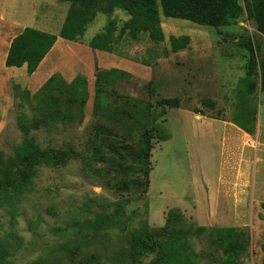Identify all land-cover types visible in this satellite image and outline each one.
Returning a JSON list of instances; mask_svg holds the SVG:
<instances>
[{
	"label": "rangeland",
	"instance_id": "rangeland-1",
	"mask_svg": "<svg viewBox=\"0 0 264 264\" xmlns=\"http://www.w3.org/2000/svg\"><path fill=\"white\" fill-rule=\"evenodd\" d=\"M69 9L70 2L62 0H0L6 17L55 31ZM92 13L75 41L86 52H73L75 62L69 63L61 52L71 51L63 47L71 41L60 39L58 52L50 54L52 64L67 60L76 71L117 68L132 77L115 78L106 88L110 110L97 106L95 77L88 84L82 123L42 122L31 131L35 144L66 158L29 171L18 193L11 189V197L0 188V236L7 238L10 263L149 264L157 246L143 256L134 251L131 259V238L148 225L165 228L157 245L173 229L181 231L178 264H264V90L259 74L248 69L249 44L264 59V35L255 17L246 11L231 26L206 27L162 16L165 39L155 44L147 34L135 39L128 34L125 24L131 17L123 10L107 13L106 4H100ZM1 25L2 31L11 26L7 21ZM105 30L111 31L112 52L92 50L90 41ZM181 36H188V44L174 52L171 38ZM7 45L0 36V50ZM2 68L13 73L0 82V152L10 157L26 139L20 116H33L15 103L13 86L34 94L41 85L26 69L14 71L5 63ZM128 99L146 111L141 124L158 116L147 167L138 157L142 127L124 115ZM166 99H178L179 106H165L167 113L159 116V102ZM234 122L260 129L258 148L238 136L231 128ZM200 226L206 231L198 233ZM218 227L243 229L246 251L222 246Z\"/></svg>",
	"mask_w": 264,
	"mask_h": 264
},
{
	"label": "trees",
	"instance_id": "trees-1",
	"mask_svg": "<svg viewBox=\"0 0 264 264\" xmlns=\"http://www.w3.org/2000/svg\"><path fill=\"white\" fill-rule=\"evenodd\" d=\"M70 2L65 23L60 31V37L69 41H76L85 32V26L94 17L92 10L100 4H106V12H113L115 9L123 10L131 18L125 24V30L132 38L140 34H147L155 44L164 42L165 35L161 26L162 16L168 19H180L206 27H225L235 24L245 12L255 17L259 31L264 35V0H62ZM57 36L34 29L26 28L12 42L6 60L7 67H22L27 64L29 74L35 72L42 60L48 55L55 45ZM188 36L172 37L171 46L174 52L185 48L188 44ZM92 49L112 52L113 43L111 31L95 36L89 43ZM250 59L248 69L250 72H257L261 78V85L264 90V59L255 55L254 47L248 45ZM132 77L131 74L113 68L101 70L96 67L95 98L97 106L111 109L107 87L113 83V79L122 76ZM18 95L15 96V103L24 109H30L33 116L24 114L20 116L19 122L26 133L23 146L18 148L14 156L5 157L0 152V188L2 187L11 197V189L18 193L17 188L22 187L29 171L34 170L40 164H51L65 159L52 150H44L35 144V138L31 139V131L37 130L40 123H51L54 125H78L83 122L85 108L89 99L87 78L79 74L68 83L60 73L52 75L47 82L34 94L20 85L13 86ZM19 98L22 99L19 101ZM18 101V102H17ZM129 110L124 114L128 122H135L141 125L140 143L142 148L138 157L145 167L150 163L151 151L154 139L152 127L158 116L150 121L140 120L147 116L146 111H141L136 101H127ZM162 110L159 114L165 115L168 107H178V99H166L159 102ZM235 123V122H234ZM238 125L237 123H235ZM244 131L251 133L252 129L247 126L238 125ZM149 170L143 174L148 176ZM177 218L182 215L175 214ZM171 219V217H168ZM168 219V224L170 220ZM173 219V218H172ZM167 224V225H168ZM99 225V224H97ZM165 228L151 229L148 225L142 226L131 238V259L136 256H143L153 253L158 247L156 257L149 264H178L177 257L179 250L184 247L183 234L178 229H173L169 238L156 244L159 233ZM198 233L206 231L205 227H198ZM217 241L222 246H228L237 252L246 251L249 242L246 232L237 227H218L215 229ZM182 236V237H181ZM6 239L0 236V264H11L8 257L11 253L4 249Z\"/></svg>",
	"mask_w": 264,
	"mask_h": 264
},
{
	"label": "crops",
	"instance_id": "crops-1",
	"mask_svg": "<svg viewBox=\"0 0 264 264\" xmlns=\"http://www.w3.org/2000/svg\"><path fill=\"white\" fill-rule=\"evenodd\" d=\"M70 6H71V4H70ZM30 11H31V15H30L31 16V20H33L34 19L33 15H32L33 9L31 8ZM67 14H68V12H67ZM66 17H67V15H66ZM66 17L63 20V22L61 23L62 25H61L59 31H58V29L55 31V30L47 29V27L38 28V27H36L34 25H32L33 27H31V26H29V27L28 26H26V27L22 26L21 24H19L17 22L19 20L14 19V18L10 19V18L6 17V15L3 14V12L0 11V21L1 22L7 21L12 26V27L10 26V28H7V30H5V31H2L3 30L2 28L0 29V36H2V37L4 36V39L6 40V44H8L6 50H3V49L0 50V69L4 70V72H5L4 74H3V72H0V82H1V84H5L6 81L9 79L8 77L13 75V73L12 74H6L7 70L3 69L2 65L4 63L6 65V60H7V57H8L9 49H10V47L12 45L13 40L18 35H20L26 28H34V29H37V30H40V31H43V32H46V33H49V34H52V35H55V36H57L56 43L53 46V48L51 49V51L48 53V55L39 64V66L37 67L35 72H33L32 74L28 73L27 64H24L20 68H18V67H8V68H13L14 71H19V70H22V69H26L27 73L29 75H31L32 78L36 77V80H35L34 83H36V85H41V87L55 73H60L68 83H71L77 77V75H79V74H82V75H84L87 78L88 84L94 82L95 74H94L93 71H95L96 68H95V66H93V69L89 67V64L91 63V58L86 59V65L89 68H87L86 70L85 69H83V70L81 69L80 71H76V68L74 66L70 67L68 65V63H67L68 62L67 60L66 61H60L59 60V62H57V60H56V63L52 64L53 60H52V57L50 56V54L52 52H54V51L58 52V51H56V48L58 47V45L60 43V39H64V38L60 37V31H61V29H62V27H63V25L65 23ZM1 22H0V24H1ZM0 27H2V25ZM16 27H19V30H17V32H15V30L17 29ZM21 27H23V28L21 29ZM54 32L55 33L58 32V33L54 34ZM9 37L11 39H10V42L8 43ZM64 40H66V39H64ZM67 41H69V40H67ZM68 44H70V43L65 44V46H63V47H65V48L68 47V48H70L71 51H69V53L65 52V51H62L61 54L64 53V55L67 56V59L68 60L70 59L69 63H71V61L75 62L73 56H71L73 52H75V54H78V55L80 54L81 50H82V52H86V47L79 46L75 41H71V45H68ZM63 47H61V48H63ZM92 50L100 51V50H96V49H92ZM102 52H104V51H102ZM94 58L96 59L98 57H94ZM57 59H58V57H57ZM95 59H92V60L95 61ZM17 68L19 70H16ZM4 75L6 77H4ZM231 128H234L238 132V134H239L238 136H240V138L242 140H249L250 142H252L254 147L258 148L259 145L261 144L260 143V140H261L260 139V133H261L260 129L254 128V129H252L251 133H248V132L244 131L242 128L237 127L234 124H231ZM259 128H260V126H259ZM254 137H255V139H254ZM262 147L264 148V145H262ZM261 203L264 204L263 202H261Z\"/></svg>",
	"mask_w": 264,
	"mask_h": 264
}]
</instances>
